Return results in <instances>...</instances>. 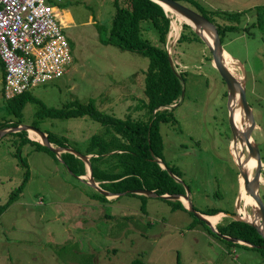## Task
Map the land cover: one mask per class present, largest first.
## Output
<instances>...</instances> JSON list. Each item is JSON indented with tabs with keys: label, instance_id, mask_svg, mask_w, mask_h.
<instances>
[{
	"label": "rangeland",
	"instance_id": "obj_1",
	"mask_svg": "<svg viewBox=\"0 0 264 264\" xmlns=\"http://www.w3.org/2000/svg\"><path fill=\"white\" fill-rule=\"evenodd\" d=\"M182 1L205 13L212 23L235 24L242 29L227 31L222 45L234 58L233 73L239 79L244 71L247 74L246 98L255 122L251 136L264 162V0ZM49 2L57 6L60 14L59 18L55 10L56 20L71 47V64L62 76L29 90L39 102L26 96L28 100L21 105H8L0 81V122L33 125L80 154L91 157L97 154L88 152H97L101 158L95 156L92 161L103 177H110L122 169L112 156L117 152L114 145L123 140L117 128L106 127L87 112L53 117L40 111L44 104L66 109L68 102L76 98L82 103L91 101L97 111L110 116H129L143 122V74L148 58L100 41L112 28V0ZM67 10L72 12L70 23L65 21ZM226 12H237V17H227ZM167 13L172 19L167 49L174 65H178L176 70L185 72V88L169 121L159 123L158 133L164 144L157 153L180 172L181 180L166 168L186 191L189 186L197 212L219 209L229 217L217 224L239 221L234 218L238 166L231 153L238 147L234 149L231 143L226 83L212 65L204 42L178 43L185 21L175 33V12ZM149 31L151 35L144 31L143 36L155 43L156 31ZM15 140L19 138L7 134L0 141V205L21 184L10 207L0 215V264H131L135 259L143 264H180L178 256L182 264H264L263 250L234 241L229 235L220 233L229 239L216 236L208 223L191 211L177 208L178 199L170 202L144 192L106 196L88 184V167L78 154L65 151L84 165L85 172L80 175L71 171L62 154L59 158L49 148L50 151L37 150L34 144L26 143L16 153ZM97 167L93 165L95 177ZM261 176L259 191L264 203V170ZM138 178L144 183L142 174ZM105 185L115 187L113 183ZM242 205L243 198L239 207ZM243 208L253 215L250 203Z\"/></svg>",
	"mask_w": 264,
	"mask_h": 264
},
{
	"label": "trees",
	"instance_id": "obj_2",
	"mask_svg": "<svg viewBox=\"0 0 264 264\" xmlns=\"http://www.w3.org/2000/svg\"><path fill=\"white\" fill-rule=\"evenodd\" d=\"M183 2L182 0H179ZM115 7L112 17V28L110 34L104 39L101 37L100 41L104 44L115 45L123 51H134L148 58L147 69L144 71L143 76V95L146 98L145 112L146 118L143 122L132 119L129 116L126 118H116L97 111L96 107L91 101L87 103L80 102L79 99H73L68 102L69 106L64 109L63 107L54 108L46 107L44 104L41 108L40 114L53 117H71L72 115H78L81 113H89L93 119H97L106 127L117 128V131L123 135V140H119L113 148L117 152L112 153V156L116 157L117 163L122 167L119 172L122 174H112L110 177H103V174L99 173V168L92 161V157L96 156V159H100L101 156L97 152V155L91 156L92 175L95 180H98L100 186L111 190L113 192L128 190L137 187L150 188L157 193H183L185 186L182 182L176 180L175 177L170 175L166 168H162L157 160L152 159L150 152H153L155 156L161 158V161L165 164V167H169L175 174L181 177L179 171H177L169 161L163 159L162 155H158V148H163V140L160 139L158 133L159 123H166L169 121V116L172 114V109L175 106L168 107L175 103H178L182 96V91L185 88L184 71L178 72L176 67L178 65H172L169 61L170 54L167 47V34L170 28V17L165 11L164 7L155 0H112ZM259 8V7H257ZM251 9V8H250ZM219 13V12H218ZM206 16L205 13H203ZM227 17H237V12H226ZM210 20V19H209ZM220 40L223 44V37L227 31H242L238 25L221 24L220 22L214 23ZM153 28L156 31V42L153 43L149 39L143 36L145 32H151L149 29ZM181 35L178 39V43L192 42L194 40L204 42L201 37L195 32L191 25L184 23ZM145 31V32H144ZM190 33L191 35H188ZM211 60V59H210ZM0 67L2 68L3 75H5V65L0 58ZM26 96H29L32 101L39 102L36 96L31 95L30 91H25L20 94H13L10 97L6 96L4 91V97H6L7 103L21 105L24 101L28 100ZM163 106V107H162ZM251 106V105H250ZM161 107V108H160ZM21 122L2 121L0 122V129L10 128L20 125ZM11 136L19 138L13 143L15 144L16 153L20 151L21 147L26 144H34L37 150H49L38 141L32 140L27 136V131L21 130L16 132L7 133ZM6 134V135H7ZM4 135L3 137H5ZM48 139L51 143H55L58 146H66L61 140L55 139L54 136L48 134ZM2 138H0V141ZM156 149V150H155ZM110 150V151H113ZM50 151V150H49ZM48 151V152H49ZM104 152V151H101ZM50 153H53L50 151ZM86 153V154H88ZM63 160H67V166L73 173L83 174L85 167L79 161L78 157H73L69 153H61ZM99 155V157H97ZM55 157V155H53ZM25 162V161H24ZM93 165L98 168L97 177L93 170ZM175 166V165H174ZM147 172H146V171ZM142 174L145 181L141 183L138 175ZM110 178V182H104L102 179ZM105 183H113L115 187L109 188ZM117 185H122L121 187ZM21 189V184L14 188L11 192V197L2 205H0V215L10 207V203L15 199L14 194H18ZM132 193V192H130ZM136 194V193H132ZM102 195V194H101ZM103 199H107L102 195ZM172 202L174 199H168ZM179 207L182 210L189 211L185 208L181 199H178ZM175 206L173 208L176 209ZM220 210H212L211 212H202L207 215H218ZM217 230L225 235H229L236 239L245 240L253 245H262L264 240L256 232V230L246 222L243 221H231L228 224H217ZM214 235H216L214 233ZM217 236V235H216ZM243 245V244H242ZM257 248V247H256ZM264 251L263 247H258ZM178 262L182 264L180 257L178 256ZM131 264H143L139 259H135Z\"/></svg>",
	"mask_w": 264,
	"mask_h": 264
},
{
	"label": "water",
	"instance_id": "obj_3",
	"mask_svg": "<svg viewBox=\"0 0 264 264\" xmlns=\"http://www.w3.org/2000/svg\"><path fill=\"white\" fill-rule=\"evenodd\" d=\"M158 3H160L165 11L167 5L169 8L174 9L176 12H179L184 16L187 21L185 23L189 24L192 26V28L195 30V32L201 37V39L204 41L206 44V48L211 54V59H212V65L217 69L219 72L220 76L226 83L227 87V108H228V124L231 130V140H232V146L234 149H236L237 144L239 145V154L240 156L236 155V163L238 165L239 173L243 178V185L245 190L252 196L254 203H252V208H253V215L251 216L250 220L244 219V216L241 215L238 211L235 214V219L239 221H243L251 225L256 232L261 236V238L264 240V203L263 200L260 196V182H261V173L263 168V161L260 155V150L258 147V144L253 141V138L251 136L252 134V129L254 127V114H253V109L249 105L247 98H246V79H247V74L244 71V75L242 79H239L228 67V65L224 62L223 56L225 49L223 48L222 42L220 40L219 34L217 32L216 26L204 16L203 13L191 8L190 6L184 4L183 2H180L179 0H155ZM167 12V11H166ZM170 24H172V21H170ZM206 34L209 36L208 37L205 35ZM170 63L174 65L172 57H169ZM184 94V89L182 91V96ZM178 103L174 104L173 106H176ZM238 106L241 109V117H240V123L241 127L239 128L238 125L236 124L235 118H234V113L236 112V109ZM28 129L33 130L36 132L41 140H38V142L47 148H49L53 153H55L59 158L60 154L62 152H65L67 150L72 151L73 153L78 154L87 164V170L88 172V177L89 179L86 180L89 185L93 186L95 189H97L99 192L105 194L106 196L111 195V196H118L122 193L125 192H132V193H141L144 192L146 195H151V196H160L163 198H168V199H182V197H185L188 199V210L194 213L198 218L201 220L205 221L208 223L213 231L216 232L217 236H221L225 239H229L228 237L220 234V232L216 229L215 225L211 223V220L205 215V214H200L197 212L193 205V200L191 199V196L188 192L184 193H157L153 189L150 188H145V187H137V188H132L128 190H123L120 192H113L111 190H108L106 188L101 187L98 182L94 179L92 175V168H91V163L89 161L90 155H84L80 154L79 152H75L72 149H67L62 146H54L52 143L49 141L47 134L40 130L39 128L33 126V125H17L13 126V128H4L0 130V138H2L5 134L9 132H16V131H29ZM29 137V136H28ZM244 151L246 153V156L244 157ZM151 158L158 160V162L162 165V161L159 157H156L153 152H150ZM242 157H244L242 159ZM250 158H255V165L253 168L251 167V172H249V165L248 162L250 161ZM165 167V165H162ZM169 172H172L169 170L168 167H166ZM174 175L180 179L175 173ZM80 177V176H79ZM181 180V179H180ZM241 190L239 193V196L237 198L236 206L239 207L240 202H241ZM243 206H245V203H243ZM205 215V216H204ZM233 216V215H231ZM214 232V233H215ZM234 241H238L240 243H246L249 246L253 247H260L259 245H253L249 243L248 241L245 240H240V239H234Z\"/></svg>",
	"mask_w": 264,
	"mask_h": 264
},
{
	"label": "built area",
	"instance_id": "obj_4",
	"mask_svg": "<svg viewBox=\"0 0 264 264\" xmlns=\"http://www.w3.org/2000/svg\"><path fill=\"white\" fill-rule=\"evenodd\" d=\"M0 58L8 96L29 91L67 71L71 47L53 4L48 0H0Z\"/></svg>",
	"mask_w": 264,
	"mask_h": 264
},
{
	"label": "bare ground",
	"instance_id": "obj_5",
	"mask_svg": "<svg viewBox=\"0 0 264 264\" xmlns=\"http://www.w3.org/2000/svg\"><path fill=\"white\" fill-rule=\"evenodd\" d=\"M165 6H166V9L175 12L172 30L175 33H177L178 30L181 29L180 24L183 21H187V19L184 16H182L181 13L174 11L172 8H169L167 5H165ZM205 35L209 39V36L206 34V32H205ZM223 60L228 65V67L230 68V70L233 73L234 71L232 70L231 65H232V62L234 61V59L228 53L224 52ZM240 117H241V109L239 108V109H236V112L234 113V118H235L236 124L238 125L239 128L241 127ZM29 134H30L31 138L32 137H37V138L40 139L39 135L36 132H34L33 130H31V129H29ZM237 146H238V149L234 150V152H235V154H238V156H240L239 152L237 151V150H239V145L237 144ZM243 158L244 157H242V159ZM248 165H249V172H251V167L253 168V166L255 165V158H250V161L248 162ZM243 184H244L243 183V178L241 177V195L243 197V202L245 201V202H248V203L249 202L254 203V200H253L252 196L245 190ZM183 199L185 200L186 203L188 202V200L186 198H183ZM243 207H244L243 205L239 207L240 214H242L244 216V218L250 220L251 216L246 213V210ZM220 216H221V214H218V215H215V216H207V217L211 220L212 224H215L217 222V220L220 219Z\"/></svg>",
	"mask_w": 264,
	"mask_h": 264
},
{
	"label": "crops",
	"instance_id": "obj_6",
	"mask_svg": "<svg viewBox=\"0 0 264 264\" xmlns=\"http://www.w3.org/2000/svg\"><path fill=\"white\" fill-rule=\"evenodd\" d=\"M49 1V0H48ZM53 6H54V8H55V10L57 11V6L56 5H54L53 4ZM167 11V10H166ZM57 13V16L60 18V14H59V12L57 11L56 12ZM65 21L67 22V23H70V22H72L73 21V17H72V12L70 11V10H67L66 12H65ZM225 52L226 53H228L229 55H230V53L227 51V50H225ZM231 56V55H230ZM234 59V58H233ZM4 76L5 75H3V72H2V68L0 67V81L2 82V91H3V93H4V88H3V83H4ZM176 104V103H175ZM174 105V104H173ZM176 106H178V104L176 105ZM175 106V107H176ZM46 134H47V132H46ZM29 138L31 139V137L29 136ZM163 144H164V141H163ZM238 152H239V150H237ZM231 153H232V155H233V158H234V161L236 162V159H237V157H236V155H238V154H235V152H234V150H231ZM161 159V158H160ZM164 164V163H163ZM165 165V164H164ZM238 166V165H237ZM164 168H166V167H164ZM177 175V174H176ZM178 176V175H177ZM179 178H180V176H178ZM238 182H239V191H238V195H237V198H238V196H239V193H240V190H241V175H240V173H239V169H238ZM184 192H188L189 194H190V196L192 195V191H190V189H189V186L187 185V191L185 190ZM183 192V193H184ZM168 193V192H167ZM149 196H151V195H149ZM183 198H185V197H182V202L184 203V206H185V208H187V206H188V202L186 203L185 202V200L183 199ZM237 198H236V202H237ZM243 198V197H242ZM242 198H241V201H242ZM168 199V198H167ZM187 199V198H186ZM192 199V198H191ZM188 200V199H187ZM243 203H245V206L247 205V203L248 202H243ZM250 203V205L252 206V203L251 202H249ZM244 206V207H245ZM237 207V206H236ZM239 207H237V211L239 210L238 209ZM188 209V208H187ZM217 210H219V209H217ZM183 211H185V210H183ZM217 214H221V216H220V219L219 220H223L222 218H224V217H229V214H226V212H223L222 210H220ZM206 216H213V215H207V214H205ZM214 215H216V214H214ZM219 220H217V222L215 223V225H217V223H218V221Z\"/></svg>",
	"mask_w": 264,
	"mask_h": 264
},
{
	"label": "flooded vegetation",
	"instance_id": "obj_7",
	"mask_svg": "<svg viewBox=\"0 0 264 264\" xmlns=\"http://www.w3.org/2000/svg\"><path fill=\"white\" fill-rule=\"evenodd\" d=\"M260 246L264 248V244H262V245H260Z\"/></svg>",
	"mask_w": 264,
	"mask_h": 264
}]
</instances>
